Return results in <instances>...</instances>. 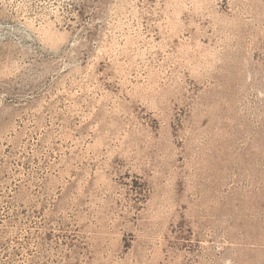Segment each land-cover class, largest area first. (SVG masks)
Instances as JSON below:
<instances>
[{
    "label": "rangeland",
    "instance_id": "1",
    "mask_svg": "<svg viewBox=\"0 0 264 264\" xmlns=\"http://www.w3.org/2000/svg\"><path fill=\"white\" fill-rule=\"evenodd\" d=\"M0 264H264V0H0Z\"/></svg>",
    "mask_w": 264,
    "mask_h": 264
}]
</instances>
